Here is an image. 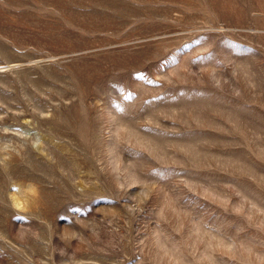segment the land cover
<instances>
[{"label":"rangeland","instance_id":"obj_1","mask_svg":"<svg viewBox=\"0 0 264 264\" xmlns=\"http://www.w3.org/2000/svg\"><path fill=\"white\" fill-rule=\"evenodd\" d=\"M0 264H264V0H0Z\"/></svg>","mask_w":264,"mask_h":264}]
</instances>
